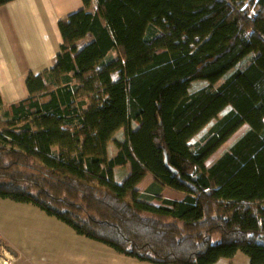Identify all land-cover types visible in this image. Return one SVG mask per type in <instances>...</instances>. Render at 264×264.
Instances as JSON below:
<instances>
[{"label": "trees", "instance_id": "1", "mask_svg": "<svg viewBox=\"0 0 264 264\" xmlns=\"http://www.w3.org/2000/svg\"><path fill=\"white\" fill-rule=\"evenodd\" d=\"M80 1L0 98V198L141 260L264 264V0Z\"/></svg>", "mask_w": 264, "mask_h": 264}, {"label": "crops", "instance_id": "2", "mask_svg": "<svg viewBox=\"0 0 264 264\" xmlns=\"http://www.w3.org/2000/svg\"><path fill=\"white\" fill-rule=\"evenodd\" d=\"M49 4L50 0H14L0 6V94L5 103L15 101V95H26L28 73L43 72L54 64L61 44L57 22L79 8L81 1L60 0L55 7ZM93 4L94 0L91 12ZM5 82L10 84L8 90L3 88ZM241 254L215 264H234L237 256H243L242 264H249ZM0 264L158 263L80 235L36 205L0 198Z\"/></svg>", "mask_w": 264, "mask_h": 264}, {"label": "rangeland", "instance_id": "3", "mask_svg": "<svg viewBox=\"0 0 264 264\" xmlns=\"http://www.w3.org/2000/svg\"><path fill=\"white\" fill-rule=\"evenodd\" d=\"M71 0H65V2H67V3H69ZM58 3H60V0H50V4L49 5H51V6H53V7H55L56 6V4H58ZM81 6L82 5H80V7L79 8H81ZM79 8H77V9H75V10H78ZM95 8H96V4H95V2H94V4L92 5V10L94 11L95 10ZM90 41V37L89 36H87L86 38H84V39H82V40H80V41H78L77 42V45H78V49H81V47H83L84 45H86L88 42ZM38 73H41V72H38ZM29 74V73H28ZM33 74V73H32ZM35 74H37V73H35ZM28 76V75H27ZM27 76L25 77V79L27 78ZM25 81V80H24ZM3 84V83H2ZM9 85L10 84H8L7 82H5V85L3 86V88L4 89H7L8 90V88H9ZM12 97V96H11ZM22 97L23 96H21V95H15V96H13V99L12 100H15V101H9L8 103H5L4 101H3V99H2V96H1V94H0V98H1V101H2V104L3 105H7V104H11V103H16V102H18L20 99H22ZM212 121H214V119H212ZM211 121V122H212ZM246 129V124H243L242 126H240L233 134H232V136L229 138V139H227V141H225L222 145H220L219 147H218V149L216 150V152L215 153H213L212 155H211V157H210V159H208L207 161L208 162H210L212 159H214V158H216L219 154H221V152L223 151V150H225L232 142H233V140H235L244 130ZM122 136V133H121V131H118L117 133H116V135H115V137L116 138H120ZM199 136V134H197L195 137L197 138ZM195 138V139H196ZM194 138H193V140H195ZM109 151L110 152H114V143L113 142H111L110 143V146H109ZM149 181H151V177L149 176V175H146L145 177H144V179L138 184V189L139 190H143L144 189V187L149 183ZM163 195H165L166 197H169V198H178L179 197V195L181 194L179 191H176V190H173V189H170V188H164V190H163ZM219 240V236L218 235H214L213 236V239H212V241L213 242H217ZM241 255H243V254H241ZM245 256V255H244ZM243 256H237L235 259H234V261H233V263L234 264H242L243 263V258H242ZM246 257V256H245ZM227 259V258H226Z\"/></svg>", "mask_w": 264, "mask_h": 264}]
</instances>
